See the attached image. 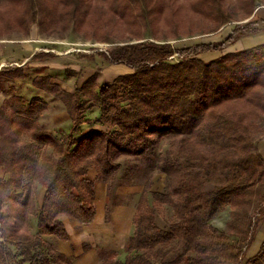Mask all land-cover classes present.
Returning <instances> with one entry per match:
<instances>
[{"label":"trees","instance_id":"16d2710c","mask_svg":"<svg viewBox=\"0 0 264 264\" xmlns=\"http://www.w3.org/2000/svg\"><path fill=\"white\" fill-rule=\"evenodd\" d=\"M8 1L0 6V25L64 23L89 28L93 35L101 31L121 40L107 60L133 72L101 85L91 77L72 92L49 76L35 77L33 84L62 101L73 119L71 129L59 134L39 121L48 106L42 98L28 101L15 94L4 100L0 169L4 166L9 177H0V206L7 200L9 205L0 209V264H73L46 237L68 239L62 216L91 223L97 182L115 177L121 155H142L164 138L171 140L167 152L147 159L167 175V188L153 192V202L150 192L141 193L126 258L102 251L98 264H239L264 218V157L256 151L264 120V54L257 50L264 44L205 61L199 54L235 42L239 26L218 43L185 48L168 42L160 28L192 27L190 19L196 17L213 19L212 30H217L232 20L228 11L236 4L244 10L242 19L249 18L255 0ZM146 27L154 39L144 36ZM175 54L178 61L171 60ZM6 75L25 77L21 67ZM88 90L92 99L85 98ZM93 106L100 108L98 122L109 130L80 134ZM92 168L96 178L89 177ZM39 183L45 187L42 202L37 200ZM166 205L173 218L163 228L157 217L165 214ZM227 208L228 229L222 230L213 219ZM9 244L14 251L7 250ZM251 262L264 263V243Z\"/></svg>","mask_w":264,"mask_h":264},{"label":"rangeland","instance_id":"374dc122","mask_svg":"<svg viewBox=\"0 0 264 264\" xmlns=\"http://www.w3.org/2000/svg\"><path fill=\"white\" fill-rule=\"evenodd\" d=\"M8 3V0H0V6L2 7H5V5ZM227 3L229 6H231L229 1H227ZM258 6H264V0H255V8ZM231 11L232 12L228 11V13H232V20L217 30H212L214 29L213 26L215 25V21L213 19H199L194 17L193 19H190V23L193 24L192 27H161L160 31L167 33V36H169V38H167L168 42H171L176 48H185L200 43H218L226 39L237 26H239V29L236 38L242 35L251 34L252 32L258 30V27H264V23L260 22L259 19L257 20L256 18L252 17L253 14L249 18L242 19L244 10L240 8L239 4H236ZM186 20L188 22L187 18ZM258 21L259 26L256 24ZM10 25H0V40L4 41V44L7 45L8 55H10L12 58V61L10 59L9 62H6L7 65L1 70V81L3 82L4 88L3 90H0V93L2 92V96L9 100H12L13 95L19 93V95L27 98L28 101L31 100V97L28 96V94H30L29 90H24L23 93L21 91H16L14 81L17 77L11 78L6 75V73H13L15 69L19 68L16 62L20 64L23 62L21 55L17 53V48L14 47V45H18V41L29 40L33 39L35 36H38L41 41L43 40V47L46 49L38 52L30 62L21 68L22 72L25 74V77L22 78L23 80L25 79V81L29 82L38 76H49L51 77L52 82L60 84L66 91L71 92L75 91L77 87L83 85V83L86 81V78L88 80L91 77H96L97 80V76L101 75L104 70L105 62L108 63L106 57L108 51L113 48L116 43L121 41L114 36L106 38L107 35L105 36V34L101 33V31L98 32L97 35H93L91 29L88 28L86 30H79L73 24L68 27L61 26L64 25V23L60 24L58 27H40L38 23H33L30 25V27H25L24 25H14L13 22L10 23ZM224 27H226V30H224ZM188 31H190V33ZM174 32H178V35H173ZM160 34H162V32H160ZM144 36L148 39L155 38L151 27L144 28ZM233 43L226 44V46L220 50L202 52L199 54V57L205 61L219 57L222 54L228 53L229 50H233L234 48L231 47ZM57 51L62 53L59 57L55 54ZM257 52L259 54H264V48L258 49ZM179 59V54H175L171 57L172 61H178ZM45 64L51 66L58 65V67L66 69L65 75L67 80L65 81L62 79L64 82H57L58 73H55L52 70L53 68H48V66ZM108 76V78H110V76L111 78H115V75L112 74H109ZM96 83L98 84L97 81ZM94 89L95 88H93V90ZM85 98L92 99L90 91L88 92V96ZM3 102L4 100L1 101L0 104L2 105ZM46 103L48 104L47 101ZM90 103H93L92 100H90ZM48 108L49 106H47V108H45L40 114L39 121L47 130L55 133L54 131L58 129L49 128L45 123L49 121V115L46 113L48 110H50ZM45 114L48 118H46L47 120H43ZM106 125L107 124L102 123V127H106ZM261 126L263 130L256 138V151L264 157V120L261 121ZM170 141L171 140L169 138L161 139L155 148L152 150L150 148L146 149L142 155H121L117 159V161L120 163V167L116 171L115 177L105 182L108 185L106 213L107 210L110 209V201L116 194V189L129 193L133 202L140 197L143 191L147 190L150 192V201L153 202L155 199L153 192L164 191L167 188V175L159 168V164L157 162L154 163L148 161L147 157L151 156L157 159L160 154H165L169 148ZM3 167L0 169V177L2 176L5 178V180H7L9 173H6L5 168ZM94 171V168L90 169L89 177L93 178L92 176H94ZM42 186V184H38V201L40 199V194H42V191L40 192L39 188ZM262 192H264V187H262ZM7 202H9V200L5 201L3 206H0V209H7L9 205ZM10 203L13 204L11 201ZM172 218L173 210L169 205H166L165 214H159L157 221L161 227L167 228ZM61 219H64V217L62 216ZM229 219L230 210L227 208L225 211L220 212L213 219V224L222 230H227V222ZM36 226L37 220L36 218L32 217L31 229L33 232L36 231ZM231 239L237 240V238L233 236ZM254 239V246L246 251L239 264H252L251 260L262 248V244L264 243V218L258 225ZM3 240L4 239L1 238L0 234V241ZM7 250L11 252L14 251V245L9 244L7 246ZM116 251L118 252L119 259L126 258L127 252L125 251V247ZM11 264H14V261Z\"/></svg>","mask_w":264,"mask_h":264},{"label":"crops","instance_id":"0c3cea01","mask_svg":"<svg viewBox=\"0 0 264 264\" xmlns=\"http://www.w3.org/2000/svg\"><path fill=\"white\" fill-rule=\"evenodd\" d=\"M252 17L257 20L259 19L260 22L264 23V6L256 7ZM259 21L256 23L258 26ZM258 28V30L249 35H242L236 38L231 46L234 49L229 50L228 52L254 48L264 44V27ZM224 30H226V27H224ZM14 47L17 48V53H19L23 59L21 64L16 62L18 67L21 68L30 62L38 52L46 50L43 47V40L41 41L38 36L33 37V39L18 41V45H14ZM55 54L59 57L62 53L57 51ZM10 59L12 61L11 56L8 55L7 45L4 44V41L0 40V73L2 68L7 65L6 62H9ZM107 62L108 63L105 62L102 74L97 76L96 81L98 82V85L105 82H113L119 75L133 72V69L126 65L112 64L109 61ZM46 66H48V68H53L52 70L55 73H58L57 82H62V79L65 81L67 80L65 75L66 69H62L61 67H58V65ZM109 74L115 75V78H111V76L108 78ZM14 83L17 92L21 91L23 93L24 90H29L30 94H28V96L31 97L30 99L39 97L48 102V109L50 110L46 113L49 115V119L45 114L43 120L47 118L49 121L45 122L46 125L49 128L58 129L54 131L56 134H59L61 131H66V129V132H68L71 129L74 122L62 101L46 90L34 86L33 80L28 82L25 81V79L16 78ZM0 94L1 103L6 97L2 96V92ZM99 117L100 108L98 106H93V108L88 110L85 121L80 125V134L86 133L91 129L109 130L108 125L102 127V123L98 122ZM96 174V171H94V176L92 177L96 178ZM39 190L40 192L42 191L39 199V201L42 202L45 195V187L42 186ZM107 197V183L103 181L97 182L95 200L96 216L94 220L89 224H80L76 221H71L67 216H63L64 219L62 220L65 223L69 235L68 239H60L56 236L46 237L58 251L71 257L73 264H98L101 251H116L126 247L128 244L133 232V217L140 197L133 202L129 193L116 189V194L110 201V209L107 210L106 213ZM35 229L37 230L38 227L36 226ZM254 241L251 247L254 246Z\"/></svg>","mask_w":264,"mask_h":264},{"label":"built area","instance_id":"2783aa9c","mask_svg":"<svg viewBox=\"0 0 264 264\" xmlns=\"http://www.w3.org/2000/svg\"><path fill=\"white\" fill-rule=\"evenodd\" d=\"M1 68V67H0Z\"/></svg>","mask_w":264,"mask_h":264}]
</instances>
